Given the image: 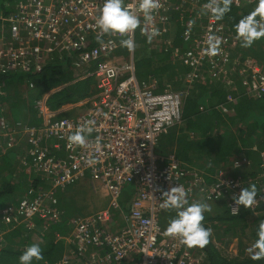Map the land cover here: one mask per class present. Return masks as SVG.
Segmentation results:
<instances>
[{
    "label": "built area",
    "instance_id": "obj_1",
    "mask_svg": "<svg viewBox=\"0 0 264 264\" xmlns=\"http://www.w3.org/2000/svg\"><path fill=\"white\" fill-rule=\"evenodd\" d=\"M9 12L0 15V72L19 69L24 72L41 71L54 58L67 57L78 79L92 76L96 94L88 106L77 115H64L45 109L42 101L35 106L42 117L40 126L0 117V148L13 151L25 148L17 157L20 164L30 165L42 182L52 189H30L17 206L8 204L1 213L0 224L7 232L23 227L28 232L37 228V221L45 226L57 222L54 192L64 190L82 179L94 188L99 186L107 195L108 205L92 215L76 217L71 222L73 253L85 264H123L135 259V264H191L184 258L188 248L178 238L164 235L160 225L162 194L176 185L188 190V200L215 202L227 193L238 196L245 185L264 184V177L254 182H241L227 176L221 169L206 182L205 173L184 166L173 153H156L160 135L179 126L183 121L185 90H158V81H140L136 77L134 51L121 47L127 37L104 36L103 45L97 41L95 20L104 0H13ZM133 11L138 0H124ZM208 0H160L162 7L153 13L154 25L160 35L165 34V48L172 46L173 25L188 18L182 41L189 46L179 61L197 77L202 69L212 72L237 64L247 68L243 85L250 97L264 96V68L252 71V59L239 50V41L221 21L202 12ZM258 0H233V6L255 5ZM139 33L145 26L143 15ZM151 28V25L148 26ZM137 29L134 33V39ZM228 32V33H227ZM222 38L221 52L209 57L204 53L207 35ZM151 43H159L158 37ZM218 73H222L218 72ZM223 74L226 75V72ZM34 88L28 82L27 90ZM88 102V100H87ZM223 111L226 109L223 107ZM94 120L95 129L86 147H68L67 137L78 127ZM100 137V149L95 145ZM264 160V152L261 154ZM95 159L89 165L88 159ZM249 161L232 162L233 169L244 167ZM263 183V184H262ZM37 190V191H35ZM131 190L126 200L124 192ZM234 201L229 203L233 214ZM4 232L0 230V242ZM186 250V251H184Z\"/></svg>",
    "mask_w": 264,
    "mask_h": 264
},
{
    "label": "trees",
    "instance_id": "obj_2",
    "mask_svg": "<svg viewBox=\"0 0 264 264\" xmlns=\"http://www.w3.org/2000/svg\"><path fill=\"white\" fill-rule=\"evenodd\" d=\"M9 2L12 3L13 0H9ZM253 10L250 5H246L242 9H237L231 5V11L219 21L224 24L225 29L230 34L236 37L234 25ZM181 31V26L177 22L172 30L176 50L177 47H180V43L182 44L179 37ZM262 39L255 41L250 48L241 51L244 56L251 57L252 65L249 69L252 71L261 68L257 61L264 63V40ZM239 44L241 47L240 41ZM154 56L157 55L148 51L145 56L136 58L135 71L138 80L148 81L147 76L150 73L159 76L163 74L171 76L173 70L178 69V66L174 64L163 67L154 66ZM63 58L64 61L54 58V62L47 64L41 71L24 72L19 69H8L7 72H0V117H5L2 112L8 108L11 121L16 122L25 119L28 122L27 125L38 127L42 124V121L38 117V112L34 106L36 101H41L40 99L44 95H47L45 104L50 111H56L69 104H74L73 108H77V105H79V108L85 109L89 104V100L96 94L95 79L88 76L79 80L78 73L81 72L72 68L66 56ZM164 58L166 59V57ZM186 68L188 69V67ZM246 70L247 68L237 69L238 74L235 76L238 84H235V78L231 76L228 79L231 83L226 84V87H223L220 82L215 83V85L209 84V81H205L203 84L199 81L194 82L193 88L195 91L184 100L182 124L173 127L168 134L159 139L156 152L159 155L173 153L185 166L195 167L203 171L206 174L205 180L209 183L212 182L209 176H214L221 164L226 165L225 169L228 170L230 178L240 179L242 183L248 179L256 182L258 180L257 174L260 173L264 177V160L261 157L264 152V96L252 98L247 95L248 89L243 85L244 79L240 75L242 73L248 77L249 71L246 72ZM149 79L157 80L158 78L154 76V78ZM29 81L33 82L34 88L27 90L26 87ZM21 86L26 91L24 89L22 91ZM206 104L209 106L208 108L206 106L201 107V105ZM223 107L226 111H223ZM215 129L218 134L213 136V130ZM192 132L197 135L196 139H189L188 133ZM166 144H169V148L164 153L163 149L166 148ZM170 149L172 151H168ZM16 150L18 148L5 152L0 148V218L5 206L8 204L17 206L18 202L27 195L30 189H52L51 184L42 182L40 177H37V172L33 171L29 164L25 167L20 164L19 159L16 158L18 154L15 155ZM235 158L250 160L253 162L252 168L250 167V169L247 166L249 169L244 171L229 170L227 167L230 166L232 161H235ZM256 187L258 190L257 200H260L254 209H246L241 205L238 215L231 214L229 203L233 199L230 195L231 192L227 193L220 200L215 201L216 203L227 201L223 214L217 213L214 217L205 218L203 221L204 226L210 227L212 230L223 227L222 236L227 237L230 241L236 237V227L242 224L244 230L247 226L246 218L255 212H259L261 214L252 216L250 222L251 229L249 230L248 241L251 246L257 239L258 225L260 221L264 220V187L263 190H261L262 186L256 185ZM70 190H72V187L68 186L64 190L57 189L54 192L55 209L63 219L58 226H52V231L61 235H65V224L72 218V210L64 206H70L64 198ZM124 195L128 200L132 193L130 190H126ZM173 213L176 212L174 210H163L161 212L160 225L162 228H166L169 220L174 218L172 217ZM36 225L37 228L32 231L35 236L28 235V231L23 227L5 233L3 241L0 242V264H19V257L25 250L22 247V241L29 242L28 240H30L29 245H31L35 243L33 240L31 241L34 237L48 238V230L51 226L47 228L41 221H37ZM210 240L211 242L205 248L197 247L203 254L204 264H264V259L253 261L250 255L246 256L244 249L240 251L238 256L233 258L224 257L212 243V236ZM53 243L51 241L41 247L44 259L40 261H44L45 264H54L61 256V253L55 256L52 253L55 249ZM74 256L83 263L82 258ZM40 261L34 259L32 264H39Z\"/></svg>",
    "mask_w": 264,
    "mask_h": 264
},
{
    "label": "clouds",
    "instance_id": "obj_3",
    "mask_svg": "<svg viewBox=\"0 0 264 264\" xmlns=\"http://www.w3.org/2000/svg\"><path fill=\"white\" fill-rule=\"evenodd\" d=\"M232 4L233 0H208L203 5L202 12L205 14L210 13L215 19L221 20L231 11ZM161 7L160 0H138L137 11L142 13L145 23L141 32L146 36L149 44H151L155 37L160 35L159 29L154 25L153 13ZM137 11H133L131 5H125L124 0H104L102 8L99 10V15L95 20V28L98 29L97 41L103 45L104 36L111 37L118 35L120 37H127L120 40L121 47L126 48L129 52H133L136 48L134 33L141 26V19ZM190 23L194 24L195 22L190 21ZM149 25H151V28L148 27ZM234 29L236 39L241 42V47L244 48H250L255 41L264 38V0H258L254 10L242 17L234 25ZM205 44L204 53L206 55L214 57L220 54L221 37L209 34L206 37ZM95 123L94 120H88L85 125L78 127L67 137L68 147L88 146V137L91 136L95 129ZM95 145L97 151H99V136L95 139ZM86 162L91 166L97 161L90 158ZM232 162L230 163L231 170H237L232 168ZM186 167L190 168L191 166ZM256 185L261 187L259 183L250 184L249 186L245 185L238 196L233 195L232 199L235 204V207L232 208L233 214L238 215L241 205L246 209H251L258 204ZM187 197L188 190L181 185H176L168 191L163 192V202L160 204V207L164 210H174L176 212L175 217L171 218L167 227L164 228V235L178 238L179 243L188 248L199 247L203 249L211 242L210 238L213 234V230L210 227H205L203 224L205 219L204 213L211 212V206L198 199L194 201L199 202L189 204L192 200H188ZM246 251L253 261L264 259V220L260 221L258 225L257 239ZM34 259L36 261L44 259L42 248L38 243H33L25 248L23 254L19 257V264H32Z\"/></svg>",
    "mask_w": 264,
    "mask_h": 264
},
{
    "label": "crops",
    "instance_id": "obj_4",
    "mask_svg": "<svg viewBox=\"0 0 264 264\" xmlns=\"http://www.w3.org/2000/svg\"><path fill=\"white\" fill-rule=\"evenodd\" d=\"M7 4H8L7 0H1V3H0V15H4V14L9 12V10L7 8ZM190 20L191 19L186 18V19L182 20V22H180V21L178 22V24L181 26V30H182L181 33H180V36H179L181 41H182V38H181L182 33L186 30V25H187V23ZM175 25H177V23H175L173 25V27ZM171 38H172V41H173L172 42V46L165 48V46L162 44V42H159V43H155L154 45H152V48H151L152 52H154L157 55V56H154V60H153V61H155L154 62V66L163 67L165 65H173V64L178 66V69L173 70V74L171 76H168L167 74H163V75L159 76V75H156L154 73H150L147 76L148 79L152 78V77L154 78V76H157V78L159 79V80L157 79V81L159 83V86H158V90L159 91H163V90H185L187 92L186 97L187 96L189 97L195 91V89L193 88V86H194L193 83L194 82L196 83V82L199 81V83L203 84V83H205V81H209V84H214V85H215V83H219L220 82V83H222L221 85L223 87H226L227 86L226 84H230L231 83L230 80L228 81V79H230L231 76L228 78L223 73H219V74H215L214 73L213 75H216V76H213V75L210 74V72L207 69H203L204 70V76L203 75L198 76L197 74H199V73L197 71H195V73H196V75L198 77L194 78V80H191V81L188 80L186 78V75L191 73V72L193 73L194 71H192L190 68L187 69L186 67L182 66L181 62L179 61V57L185 54V52L189 49L187 47L189 45L182 41V44L180 43V45H179L180 49L177 47V50H178L177 51L176 48H175V45H174L173 36ZM175 50L177 51V53H176ZM164 57H166V59ZM134 61L136 63V59H134ZM260 65H263V64H260ZM136 77H137V75H136ZM142 80H146V79H142ZM20 88H21L22 91H23V89L25 90V88L23 86H21ZM46 98H47V95H44L40 99L43 104H45ZM77 106H79V105H77ZM205 106L207 108L209 107L207 104L206 105H201V107H205ZM212 106H214V105H212ZM34 107H36V106H34ZM73 107H74V104L64 105L60 109H58L56 111H53V112L63 115V114L68 112L69 108H73ZM35 109L38 112V117L42 121V117L40 115L39 110L37 109V107ZM45 109L49 110V108L46 106V104H45ZM2 113L5 114L4 116L9 121L12 120L10 115H9V109L8 108L5 109ZM21 121L24 124H26V125L28 124V122L25 119H22ZM171 129L172 128L162 132L161 135H160V138L162 136L168 134ZM213 133H214V134H212L213 136L218 134L216 129L213 130ZM188 137H189V139L193 140V139L197 138V135L192 132V133H188ZM0 140H1V138H0ZM165 147L166 148L163 149L164 153L167 152L166 150H167V148H169V144H166ZM160 148H162V147L160 146ZM174 148L176 149L175 146H174ZM168 151H172V150L170 149ZM234 160L237 161L238 158H235ZM251 165H252V163H251ZM225 166L226 165L221 164L218 169L219 170H221V169L225 170L224 169ZM227 168L229 170H231L230 166H228ZM245 169L248 170L249 168L246 167ZM20 170H21V168H20ZM227 176L229 177V174H227ZM37 177H38V175H37ZM262 177L263 176L261 174H257V178L258 179H261ZM78 183L83 185V186L78 187V189L83 187L84 188L83 189V193L88 192L89 187H88L87 184L89 182H88L87 179H82V180H80L79 182H76L73 185H76ZM243 184H245V183L243 182ZM252 184H255V183H252ZM73 185L71 186L72 188H73ZM100 191H101V194H96L95 193L96 195H92V198H91L92 199V204L91 205H88L89 203L86 204L85 202H83L78 207L76 206V203H75L76 197H77V192H76V194L71 195V196H68V194H67L66 197H64V198H65L66 202H68L70 204V206L69 205H64V206H67V207H69V210H72V215H71L72 218L69 219L66 222V224H65V232H66L65 235H61L58 232H53L52 231V226L53 227L54 226H58L61 223L62 219H63V217H61V215H59V220L57 222H54V223L50 224L49 226H47V228H49L51 226V228H49V230H48L49 236H48L47 239H45V238L41 239V238H37V237H34V238L31 239V241L33 240V242L38 243L40 245V247H43V245H45V244H49V242H51V241L54 242L53 244L55 245V249L53 250L52 253H54V256L55 255H59L61 253V256H60L59 260H57L54 264H85L84 261L82 263V262L79 261V259L75 258V256H74V253H73L74 246L72 245V241H71V237H70V234H71V222L76 217H83V216H87V215H92V214L96 213L97 211L102 210L103 208H105L108 205L107 195L105 194V192L103 191L102 188H100ZM191 202L193 203V202H197V201L192 200ZM86 207H88V208H86ZM76 208L77 209L83 208L84 210H86L85 211L86 213L80 215L79 210H77ZM173 214L174 215H172V217H175L176 213H173ZM0 230H2L4 232V235H5V233H7L8 228H7L6 225L0 224ZM51 232H52V234L50 235ZM21 233H23V232H21ZM32 233L33 232H28V235L32 236L33 235ZM33 236H35V235H33ZM3 237H5V236H3ZM3 237H2V241H3ZM28 241L30 242V240H28ZM29 242L22 241L23 249H25L27 246H30ZM134 263H135V259H132V260L124 262L123 264H134ZM39 264H45V262L44 261H40Z\"/></svg>",
    "mask_w": 264,
    "mask_h": 264
},
{
    "label": "rangeland",
    "instance_id": "obj_5",
    "mask_svg": "<svg viewBox=\"0 0 264 264\" xmlns=\"http://www.w3.org/2000/svg\"><path fill=\"white\" fill-rule=\"evenodd\" d=\"M244 6H246V4L241 5L237 9H242ZM250 6L254 9L257 6V4L250 5ZM166 38H167V36L165 34H163V35H161V36L158 37V41L157 42H163ZM134 40H135V43H136V48L134 50V59L140 58L142 56H145L146 52H148V51L152 52V50H151L152 45H154L156 43V42H154V43L149 44L147 42L146 36L145 35H141V33H139V27L137 28V32H136V36H135V39ZM262 40H264V38ZM163 45H164V43H163ZM239 48H240L239 49L240 51L245 50V48H242V49H241V47H239ZM248 59H251V57L248 56ZM260 64H263V65H260L261 66L260 69H263L264 68V63H260ZM240 67H241L240 65L231 64V65H226V67L223 68V69H221V70L218 68L217 69L218 71H216V73L215 72H212L210 69L208 71L210 72L211 75H213L214 73L215 74H219L218 72H221V71H222V73L223 72L224 73L226 72V75L225 74L224 75L226 77H228V78L230 76H233L235 78V84H238L237 83V77L235 75L238 74L236 71H237V69H240ZM197 75L198 76H201V75L204 76V70L202 69L199 72V74H197ZM240 75L242 76L241 78L244 79V77H245L244 74L240 73ZM213 76H216V75H213ZM192 80H194V79H192ZM255 98H258V97H255ZM82 111H83V108H79V106H77V108H69V110H68L67 113H65L63 115H60V116H64V115L67 116L69 114L70 115H77L78 113H80ZM22 143H23V147H21V148L18 149L20 151L16 150V153H15V155L18 154V157L22 156V153H23L24 148H25L24 147L25 146L24 141ZM163 156H165V155H163ZM251 163H253V162L250 161L248 164H244V167H247L248 166L249 168L250 167L252 168L253 165L251 166ZM244 169L245 168L237 169V170L243 171ZM260 174H262V173H260ZM87 185L89 187V190L86 193H83V189H84L83 187H81V188L78 189V187L83 186L80 183H78L76 185H73L72 190L70 191V193H68V196H71V195L76 194V192H77V197H76V201H75L77 207L79 205H81L83 202H85L86 204L89 203L88 205H91L92 204V199H91L92 198V195L101 194V191H100V187L99 186H95L93 188L89 183ZM263 187H264V184H263L261 190H263ZM259 200L260 199H258V202H259ZM197 202H199V201H197ZM189 203L191 204L192 202H189ZM207 204H209L211 206V212H205L204 213V216H205V218H208V217L211 218V217H214L217 213H222L223 214V212H224L223 210L226 208L227 201L224 200L223 202L221 201V202H218V203H216V202H208ZM256 206L257 205L253 206L251 209H254ZM86 208H88V207H86ZM77 210H79L80 215L86 213L85 212L86 210H84L83 208H79ZM259 214H261V213L255 212L253 215L248 216L246 218L247 226L244 228V230L242 229V224H239L236 227V230H237L236 237L235 238H232L230 241H229V239H227V237L222 236L223 227L220 226L221 227L220 229L217 228L216 230H213L212 243L214 244V246L218 250H220L221 254L224 257L233 258L235 256H238L239 253H240V251L242 249H244V251H245L244 254L246 256L249 255L248 252L246 251V249L248 247H250V243L248 241V234H249V230L251 229L250 222H251V220L253 218L252 216H257ZM172 215H174V214H172ZM240 241H242V242H240ZM227 242H228V244H227ZM240 245H242V247H240ZM184 251H186V250H184ZM184 258L186 260L190 261L191 264H204V262H205L202 252H200L197 249V247L195 248L194 251L186 252L184 254Z\"/></svg>",
    "mask_w": 264,
    "mask_h": 264
},
{
    "label": "bare ground",
    "instance_id": "obj_6",
    "mask_svg": "<svg viewBox=\"0 0 264 264\" xmlns=\"http://www.w3.org/2000/svg\"><path fill=\"white\" fill-rule=\"evenodd\" d=\"M159 142V141H158Z\"/></svg>",
    "mask_w": 264,
    "mask_h": 264
}]
</instances>
